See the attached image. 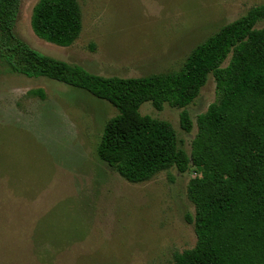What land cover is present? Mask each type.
<instances>
[{"label":"rangeland","instance_id":"374dc122","mask_svg":"<svg viewBox=\"0 0 264 264\" xmlns=\"http://www.w3.org/2000/svg\"><path fill=\"white\" fill-rule=\"evenodd\" d=\"M39 1L21 0L18 38L92 73L120 77L178 70L196 45L264 2L78 0L81 34L60 46L32 28ZM36 89L45 98L31 93ZM216 100L211 74L186 107L191 132L181 126L182 108L145 102L141 112L171 122L190 153L197 116ZM117 112L83 89L13 72L0 57V264H167L196 245L188 184L199 172L192 165L138 183L124 178L97 154Z\"/></svg>","mask_w":264,"mask_h":264},{"label":"trees","instance_id":"16d2710c","mask_svg":"<svg viewBox=\"0 0 264 264\" xmlns=\"http://www.w3.org/2000/svg\"><path fill=\"white\" fill-rule=\"evenodd\" d=\"M20 5L0 0V57L13 72L83 89L117 108L99 140L100 159L134 183L173 167L185 173L193 165L199 172L188 184L197 243L167 264H264V27H257L264 2L196 45L178 70L140 77L98 75L31 47L14 33ZM31 25L39 37L69 46L83 28L81 6L40 0ZM211 74L217 100L197 116L189 153L171 122L141 107L182 108L181 126L191 132L186 107ZM31 93L45 98L41 89Z\"/></svg>","mask_w":264,"mask_h":264}]
</instances>
